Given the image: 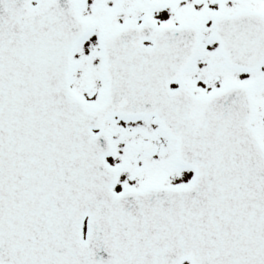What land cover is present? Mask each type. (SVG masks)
<instances>
[{"label": "snow or ice", "instance_id": "snow-or-ice-1", "mask_svg": "<svg viewBox=\"0 0 264 264\" xmlns=\"http://www.w3.org/2000/svg\"><path fill=\"white\" fill-rule=\"evenodd\" d=\"M0 264H264V0H0Z\"/></svg>", "mask_w": 264, "mask_h": 264}]
</instances>
